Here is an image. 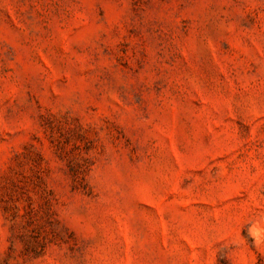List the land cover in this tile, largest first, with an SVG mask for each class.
Here are the masks:
<instances>
[{
    "label": "rangeland",
    "instance_id": "obj_1",
    "mask_svg": "<svg viewBox=\"0 0 264 264\" xmlns=\"http://www.w3.org/2000/svg\"><path fill=\"white\" fill-rule=\"evenodd\" d=\"M0 264H264V0H0Z\"/></svg>",
    "mask_w": 264,
    "mask_h": 264
}]
</instances>
